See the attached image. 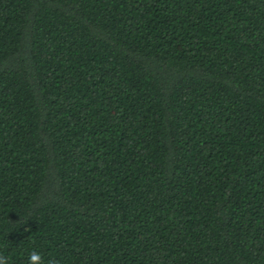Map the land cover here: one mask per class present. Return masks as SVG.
Here are the masks:
<instances>
[{
  "label": "trees",
  "instance_id": "16d2710c",
  "mask_svg": "<svg viewBox=\"0 0 264 264\" xmlns=\"http://www.w3.org/2000/svg\"><path fill=\"white\" fill-rule=\"evenodd\" d=\"M264 264V0H0V255Z\"/></svg>",
  "mask_w": 264,
  "mask_h": 264
},
{
  "label": "clouds",
  "instance_id": "9594fccd",
  "mask_svg": "<svg viewBox=\"0 0 264 264\" xmlns=\"http://www.w3.org/2000/svg\"><path fill=\"white\" fill-rule=\"evenodd\" d=\"M0 264H9V261L6 256L0 255ZM27 264H45V262L40 253L32 251L29 254Z\"/></svg>",
  "mask_w": 264,
  "mask_h": 264
}]
</instances>
